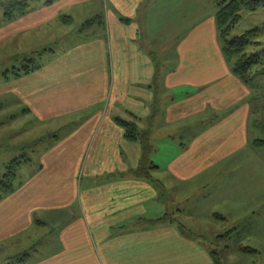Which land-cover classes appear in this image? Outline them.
<instances>
[{
    "label": "crops",
    "instance_id": "0c3cea01",
    "mask_svg": "<svg viewBox=\"0 0 264 264\" xmlns=\"http://www.w3.org/2000/svg\"><path fill=\"white\" fill-rule=\"evenodd\" d=\"M95 3L58 0L6 27V36L51 22L71 29L62 51L45 50L39 68L0 86L40 122L69 130L52 135L36 175L0 200V244L20 245L37 213L70 206L61 249L15 264H217L190 229L202 230V216L225 220L224 200L249 215L264 200L253 137L264 91L232 71L215 0ZM119 120L150 130L151 179L132 173L143 149ZM164 216L171 221L154 222Z\"/></svg>",
    "mask_w": 264,
    "mask_h": 264
},
{
    "label": "rangeland",
    "instance_id": "374dc122",
    "mask_svg": "<svg viewBox=\"0 0 264 264\" xmlns=\"http://www.w3.org/2000/svg\"><path fill=\"white\" fill-rule=\"evenodd\" d=\"M17 1L26 2L25 14H28L40 6L58 0H0V86L16 80L17 77L9 72L30 64L27 59H33V63L41 64L47 59L45 50L60 52L66 47L65 42L71 38L69 26L62 27L59 31L57 24L52 22L40 26L38 31H25L6 36V27L12 21L8 15L9 13L17 15L16 5L11 7ZM95 2L94 5L98 6L99 0ZM240 14L241 20L231 31L230 37L241 36L254 29H264V4L253 11L242 9ZM18 16L14 19L16 20ZM59 39L62 43L58 42ZM252 40L255 43L249 44L247 53L264 50V31L252 37ZM4 73L9 74L8 78L4 77ZM256 85L264 91V76L257 79ZM27 109L13 93L0 92V177L7 173V167L12 161L28 160L17 173L16 189L21 182L36 175L40 168L41 154L54 142V136L61 138L69 130L68 127L59 129V126L40 122ZM262 116L255 119V122H261L263 127L255 129L253 137L264 140V111ZM262 149L264 152V146ZM225 202L224 200L216 204V211L223 213L222 217L225 220H216L213 224L209 222L207 216H202L200 221L203 224L202 230L191 225L190 232L194 233V236L197 235L200 242L207 245L210 250H217L222 264H264V200H253L254 207L250 208L256 213L253 215L246 214L245 210L232 214L228 212L229 206ZM71 208L73 207L66 206L37 213L35 215L37 224L26 232L28 239L20 245L19 239L0 244V264L18 263L26 254H29L32 261L53 256L59 247L61 249L60 234L69 221L70 213H73ZM219 233L224 234L223 237L214 240L213 236Z\"/></svg>",
    "mask_w": 264,
    "mask_h": 264
},
{
    "label": "trees",
    "instance_id": "16d2710c",
    "mask_svg": "<svg viewBox=\"0 0 264 264\" xmlns=\"http://www.w3.org/2000/svg\"><path fill=\"white\" fill-rule=\"evenodd\" d=\"M216 2V21L219 32V39L221 41L223 52L227 58V61L231 65L232 71L246 84L256 86L257 79L260 76H264V50L257 53H247L249 44L255 43L252 37L261 34L264 29H254L247 33L230 37L231 31L241 20V10H257L264 4V0H215ZM18 8L17 15L9 13L8 18L14 19L16 16L24 15L26 12V2L17 1L11 7ZM68 19V18H65ZM92 23L91 20L83 23L87 25ZM257 43V42H256ZM259 44V43H257ZM30 64H27L21 69H14L9 74H13L16 77H21L31 73L32 71L39 68L40 64L33 63V59H27ZM8 73H4V77L8 78ZM120 124L125 128V136L130 141H139L142 145L143 155L141 158L140 166L137 170L132 171L135 176L142 177L145 179H151L150 169L154 164L151 161V153L153 146L151 144V132L150 130H139L134 122L119 120ZM255 145L264 146V140H255ZM27 159H16L12 161L7 167L8 171L4 176L0 177V200L9 196L16 191L15 181L17 179V173L23 163H26ZM170 219L164 216L154 222L166 223ZM171 221V220H170ZM217 264H220L218 258V251L212 250ZM26 256H23L19 261L24 262ZM222 264V263H221Z\"/></svg>",
    "mask_w": 264,
    "mask_h": 264
}]
</instances>
